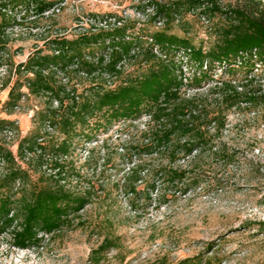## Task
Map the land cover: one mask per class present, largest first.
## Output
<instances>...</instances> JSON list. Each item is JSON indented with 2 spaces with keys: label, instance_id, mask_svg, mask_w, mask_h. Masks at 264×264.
Returning <instances> with one entry per match:
<instances>
[{
  "label": "trees",
  "instance_id": "16d2710c",
  "mask_svg": "<svg viewBox=\"0 0 264 264\" xmlns=\"http://www.w3.org/2000/svg\"><path fill=\"white\" fill-rule=\"evenodd\" d=\"M56 5V0H0V42L20 12L46 17ZM146 9L152 10L151 19H162L167 26L198 10L201 16L219 17L216 43L204 50L169 28L148 35L136 21L97 14L88 18L91 25L84 33L57 36L17 66L24 78L10 89L6 107L18 106L23 88L48 104L37 112V128L20 140L17 154L0 139V237L9 234L14 248L27 249L61 233L81 219V211L91 203L90 192H73L63 183V159L77 141H91L117 123L148 117L142 144L134 145L130 138L124 146L131 160L138 157L139 162L129 168L122 187L135 195L145 184L150 199L159 182L181 185L185 191L192 187L196 178L190 176V166L180 163L217 147L213 141L226 119L215 115L216 105L258 103L254 89H242L253 85L250 74L255 65L264 67V8L259 3L223 8L217 0H148ZM127 60L135 68L126 73ZM216 68L232 78L218 81L206 96L182 97L184 88L197 90L213 82ZM242 69L245 76L235 79ZM113 78L117 83L108 85L106 79ZM13 126L0 119V132ZM220 153L224 152L218 147L214 154ZM49 162L54 174L33 180L30 165L42 168ZM259 226L264 229V222ZM102 227L110 231L113 222L106 219ZM118 243L119 238L108 232L92 251L93 264Z\"/></svg>",
  "mask_w": 264,
  "mask_h": 264
},
{
  "label": "rangeland",
  "instance_id": "374dc122",
  "mask_svg": "<svg viewBox=\"0 0 264 264\" xmlns=\"http://www.w3.org/2000/svg\"><path fill=\"white\" fill-rule=\"evenodd\" d=\"M217 1L223 8L251 2L264 8V0ZM56 2L46 17L33 12L17 14L0 42V119L14 123L13 128L0 132V139L14 154L20 140L36 130L35 116L48 104L46 98L23 88L25 95L18 106L13 110L6 107L9 91L20 79L17 66L37 50L47 48L55 37L74 38L84 33L91 25L88 18L100 14L136 21L148 35L169 28L171 34L209 50L216 43L221 22L219 17L201 16L198 10L167 26L162 19H151L152 10H144L148 0ZM134 68L132 60L124 63L126 73ZM245 74L242 69L235 79L241 80ZM250 75L255 80L253 85L242 90L254 89L258 103L242 102L232 108L216 105L215 115L226 119L225 128L213 141L217 147L207 148L196 160L180 163L183 168L190 166V176L196 178L190 189L159 182L150 199L145 184L139 185V194H127L123 178L139 159L132 156L131 160L124 146L130 138L134 145L142 144L140 135L148 117L117 123L91 141H77L63 159L66 188L91 195L81 219L27 249L14 248L10 235H3L0 264H93L92 251L110 231L119 238V245L103 253L99 264H264V229L259 226L264 222V67L255 65ZM228 78L232 77L216 68L213 82L197 90L184 88L182 97L206 96L220 84L218 81ZM106 80L108 85L118 81ZM218 147L224 153L215 155ZM227 156L231 158L226 160ZM30 166L35 171H29L33 180L54 174L51 162L42 168L34 163ZM106 219L113 222L110 231L102 227Z\"/></svg>",
  "mask_w": 264,
  "mask_h": 264
}]
</instances>
